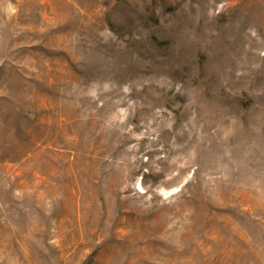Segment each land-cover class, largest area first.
I'll use <instances>...</instances> for the list:
<instances>
[{
  "label": "rangeland",
  "instance_id": "1",
  "mask_svg": "<svg viewBox=\"0 0 264 264\" xmlns=\"http://www.w3.org/2000/svg\"><path fill=\"white\" fill-rule=\"evenodd\" d=\"M0 264H264V0H0Z\"/></svg>",
  "mask_w": 264,
  "mask_h": 264
}]
</instances>
